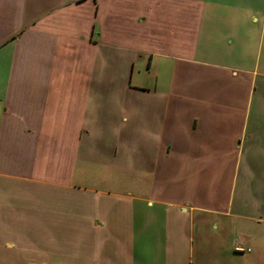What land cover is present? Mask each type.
<instances>
[{"label": "crops", "instance_id": "0c3cea01", "mask_svg": "<svg viewBox=\"0 0 264 264\" xmlns=\"http://www.w3.org/2000/svg\"><path fill=\"white\" fill-rule=\"evenodd\" d=\"M16 257L264 264V0H0Z\"/></svg>", "mask_w": 264, "mask_h": 264}, {"label": "rangeland", "instance_id": "374dc122", "mask_svg": "<svg viewBox=\"0 0 264 264\" xmlns=\"http://www.w3.org/2000/svg\"><path fill=\"white\" fill-rule=\"evenodd\" d=\"M4 252V251H3ZM14 259H16L15 261L13 260V261H8V260H5V258H2V261L0 262V264H27L24 260H23V258H20V259H18L17 257L16 258H14ZM22 260V261H21Z\"/></svg>", "mask_w": 264, "mask_h": 264}]
</instances>
